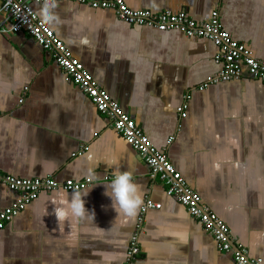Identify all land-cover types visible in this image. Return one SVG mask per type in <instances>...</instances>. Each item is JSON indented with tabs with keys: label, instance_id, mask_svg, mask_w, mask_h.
<instances>
[{
	"label": "crops",
	"instance_id": "crops-1",
	"mask_svg": "<svg viewBox=\"0 0 264 264\" xmlns=\"http://www.w3.org/2000/svg\"><path fill=\"white\" fill-rule=\"evenodd\" d=\"M131 10L184 11L203 21L217 9L222 29L264 60V0H123ZM49 25L70 54L127 114L186 184L229 229L233 246L264 264V82L245 74L203 91L221 69L210 41L121 22L113 10L53 3ZM43 5L31 4L38 15ZM1 8V2H0ZM0 10V173L19 179L91 180L89 214L63 220L53 208L74 192H43L0 231V264H124L145 198L135 264H235L138 155L24 32ZM86 39L87 43H82ZM181 119L177 108L185 102ZM174 137L167 146L166 141ZM82 147L87 152L73 156ZM128 171L142 203L115 212L104 195L114 171ZM80 191V192H82ZM20 199L0 184V213Z\"/></svg>",
	"mask_w": 264,
	"mask_h": 264
},
{
	"label": "built area",
	"instance_id": "built-area-1",
	"mask_svg": "<svg viewBox=\"0 0 264 264\" xmlns=\"http://www.w3.org/2000/svg\"><path fill=\"white\" fill-rule=\"evenodd\" d=\"M0 2L1 12L10 21L9 31L13 34L27 33L46 52L61 69L65 80L75 85L96 111L111 122L114 131L138 153L148 168L149 179L151 181L157 179L163 184L166 196L176 200L185 208L189 216L212 236L217 249L221 252H231L235 264H261L260 260L249 259L242 248L233 246L226 224L208 207L201 204L200 197L186 184L181 174L169 162L167 147L161 150L156 149L133 119L120 110L119 105L100 88L91 74L70 54L48 24L38 18L31 4L44 5L45 0H0ZM49 2H71L91 9L113 10L118 20L130 26L153 28L159 32L175 31L187 38L210 41L219 50V53L214 56V62L221 65V69L201 83L197 91L201 92L209 86L222 82L240 80L244 74L249 78L264 82V60L255 58L243 44L230 38L222 29L217 9L207 15L203 21H195L184 11L155 14L149 10H131L123 0H49ZM185 99V102L176 110L181 119L186 116L189 96ZM173 140L174 137H170L166 145L169 146ZM87 150V147H82L73 156H80ZM0 184L20 196L17 202L0 213L1 231L40 193L55 190L80 192L91 184V180L58 182L52 178L19 179L0 173ZM160 208L159 203L148 198L144 199L128 243L124 264H135L141 253L139 235L144 215L148 210H159Z\"/></svg>",
	"mask_w": 264,
	"mask_h": 264
},
{
	"label": "clouds",
	"instance_id": "clouds-1",
	"mask_svg": "<svg viewBox=\"0 0 264 264\" xmlns=\"http://www.w3.org/2000/svg\"><path fill=\"white\" fill-rule=\"evenodd\" d=\"M54 6L49 0H45L44 5L38 13L42 21L49 25L58 22L57 17L50 12V8ZM81 42L87 43V40L82 39ZM86 191L74 192L70 200L65 198L58 206H55L53 208L55 217L63 220L71 212L74 217H81L87 213L93 218V214L87 212L84 208L82 196L86 195ZM104 195L109 198L110 205L115 212L118 210L127 216L135 215L138 207L142 203L139 186L133 182L131 173L128 171H114L111 181L106 186Z\"/></svg>",
	"mask_w": 264,
	"mask_h": 264
}]
</instances>
